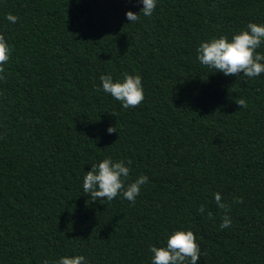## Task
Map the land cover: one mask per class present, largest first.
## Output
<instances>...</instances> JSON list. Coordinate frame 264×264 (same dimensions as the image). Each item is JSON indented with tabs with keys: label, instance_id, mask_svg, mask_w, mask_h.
I'll return each instance as SVG.
<instances>
[{
	"label": "trees",
	"instance_id": "16d2710c",
	"mask_svg": "<svg viewBox=\"0 0 264 264\" xmlns=\"http://www.w3.org/2000/svg\"><path fill=\"white\" fill-rule=\"evenodd\" d=\"M141 7L0 0L11 48L0 72V264L74 254L150 264L149 248L181 228L197 238L198 264H264V73L225 77L196 58L202 41L264 23V0H158L129 23ZM108 73L139 75L144 100L122 108L100 87ZM105 157L131 160L125 187L148 176L134 203L83 193Z\"/></svg>",
	"mask_w": 264,
	"mask_h": 264
},
{
	"label": "clouds",
	"instance_id": "9594fccd",
	"mask_svg": "<svg viewBox=\"0 0 264 264\" xmlns=\"http://www.w3.org/2000/svg\"><path fill=\"white\" fill-rule=\"evenodd\" d=\"M138 2L142 5L139 13L131 10L125 13L129 23L138 21L141 11L143 16L150 17L157 7L158 0H138ZM5 19L11 23L17 21V17L11 13L7 14ZM262 44H264V23L250 22L245 29L234 33L231 39L220 36L202 41L196 49V58L201 65L214 68L215 72L225 77L254 78L264 73V54L257 51ZM10 55V46L4 37L0 36V72L4 70ZM100 82L102 91L119 101L124 109L134 108L144 100V89L139 75L124 74L121 79L114 78L108 73L100 76ZM238 104L240 109L247 106L243 99ZM106 132L111 135L118 130L116 126L109 125ZM131 163V160L126 164L123 160L105 157L100 162L91 164L83 178V193L91 196V201H96L97 198L112 201L118 195H122L124 199L134 203L140 194L141 186L147 184L149 178L140 175L125 187ZM215 201L220 208L225 207L219 193L215 195ZM204 211V207L201 206L199 212L204 213ZM230 226L231 219L225 215L220 223V229H227ZM149 252L150 264H198L202 256L193 231L182 228L169 233L163 246H151ZM56 264H89V261L82 254H74L61 256Z\"/></svg>",
	"mask_w": 264,
	"mask_h": 264
}]
</instances>
